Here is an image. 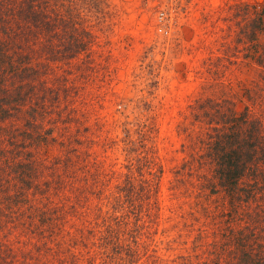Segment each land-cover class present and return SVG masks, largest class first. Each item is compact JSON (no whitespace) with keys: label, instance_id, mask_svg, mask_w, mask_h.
<instances>
[{"label":"rangeland","instance_id":"rangeland-1","mask_svg":"<svg viewBox=\"0 0 264 264\" xmlns=\"http://www.w3.org/2000/svg\"><path fill=\"white\" fill-rule=\"evenodd\" d=\"M233 1L99 0L98 13L80 11L89 45L84 61L80 54L71 64L69 118L56 120L53 141L36 149L41 194L29 187L16 202L0 193L1 206L12 207L9 221H0V264L83 260L96 250L90 229L103 228L113 204L126 216L111 229L144 264L157 255L169 264L187 251L185 220L190 230L204 223L195 218L201 211L192 213L198 149L191 113L205 97L230 102V82L242 76L231 54ZM47 199L73 204L72 216L49 233L29 230L22 208ZM215 202L212 213L220 209Z\"/></svg>","mask_w":264,"mask_h":264},{"label":"trees","instance_id":"trees-1","mask_svg":"<svg viewBox=\"0 0 264 264\" xmlns=\"http://www.w3.org/2000/svg\"><path fill=\"white\" fill-rule=\"evenodd\" d=\"M81 10L98 13L99 0H0V193L16 202L38 187L36 149L53 141L56 120L65 124L69 118L71 64L80 54L84 61L89 45ZM230 22L231 54L242 76L230 82V102L205 97L191 113L198 149L192 213L201 211L195 218L204 223L190 230L184 219L182 230L192 233L184 243L188 249L174 253L169 264H264V0H234ZM6 197L0 196V221H9L6 214L11 218L12 207L1 206ZM214 201L220 209L212 213ZM46 202L22 208L29 230L40 233L44 226L49 233L72 216L73 204ZM118 206L101 216L98 233L89 231L100 253L64 264L145 263L111 229V222L126 216ZM158 257L148 264H158ZM161 264L168 263L161 257Z\"/></svg>","mask_w":264,"mask_h":264},{"label":"water","instance_id":"water-1","mask_svg":"<svg viewBox=\"0 0 264 264\" xmlns=\"http://www.w3.org/2000/svg\"><path fill=\"white\" fill-rule=\"evenodd\" d=\"M254 1H257V2H259V1H261V0H254Z\"/></svg>","mask_w":264,"mask_h":264}]
</instances>
